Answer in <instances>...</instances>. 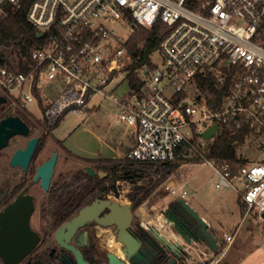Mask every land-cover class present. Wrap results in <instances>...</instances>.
Returning a JSON list of instances; mask_svg holds the SVG:
<instances>
[{
    "label": "built area",
    "instance_id": "obj_1",
    "mask_svg": "<svg viewBox=\"0 0 264 264\" xmlns=\"http://www.w3.org/2000/svg\"><path fill=\"white\" fill-rule=\"evenodd\" d=\"M24 1L0 0V18L20 10ZM27 19L42 43L24 71L0 62V95L26 109L36 104L51 127L110 102L134 141L125 159L163 165L200 157L203 167L214 169L216 188H233L247 206L246 216L256 210L263 219L264 0H33ZM114 23L126 28L128 39ZM157 23L166 32L155 52L162 64L152 59L132 81L129 40ZM125 82L128 91L119 97ZM46 85L61 90L48 103ZM214 125L215 135L205 139ZM224 134H245V143L253 144L244 167L205 157ZM182 188L168 189L185 200ZM235 238L223 235L228 246L218 241V251L194 242L181 249L179 259L221 264Z\"/></svg>",
    "mask_w": 264,
    "mask_h": 264
},
{
    "label": "flooded vegetation",
    "instance_id": "obj_2",
    "mask_svg": "<svg viewBox=\"0 0 264 264\" xmlns=\"http://www.w3.org/2000/svg\"><path fill=\"white\" fill-rule=\"evenodd\" d=\"M65 116L55 126H49L42 114L36 115L18 103L14 98L0 95V128L3 126L9 130L17 129L21 132L12 136L8 145L0 150V214L9 206L19 202L20 210L27 209L28 204H33V212L30 217V227L37 233L40 240L33 251L20 264H78V255L72 249L63 244L72 246L80 253L83 260L88 264H109L110 255H116L126 264H168L175 257L167 252V244L172 243L168 237L161 233L164 240L156 236L153 225L144 227L137 219L136 211L141 206L143 193L139 190L125 192L123 185L130 180L137 179L136 170L126 171L122 162L117 159L105 158H84L86 166L71 174L62 173L57 176L58 166L63 159L64 162L78 157L65 145V140L57 136V131L63 123ZM37 139L38 142L34 152L27 164H12L14 155L18 150L24 151L30 141ZM57 160L54 165L53 176L50 179L49 187L43 185V175H39V169L49 162L54 155ZM62 154H65L64 156ZM115 161V162H113ZM111 166H119V171L110 173ZM90 167L95 172L92 176L87 172ZM79 171L93 180V189L89 197L82 203L78 196L69 195L67 190L58 186L70 181ZM178 200V199H177ZM174 200L163 210L162 215L171 220L179 221L178 227L199 239L198 227L191 219L185 209ZM96 201L118 202L120 206L133 204V221L130 228L131 234L142 244L145 254L138 258H126L123 249L124 245L117 239V226H102L96 220L86 223L69 240L64 238L62 243L57 239L58 231L79 212ZM108 211L100 215L103 217ZM173 230L178 234L176 226L171 223ZM110 238V240H109ZM187 236L182 237L188 242ZM114 242L117 245L113 247ZM182 242V241H181ZM198 244H203L198 241ZM176 253L178 247H176ZM122 253V255H120ZM178 264H185L177 259ZM0 264H5L0 258Z\"/></svg>",
    "mask_w": 264,
    "mask_h": 264
},
{
    "label": "rangeland",
    "instance_id": "obj_3",
    "mask_svg": "<svg viewBox=\"0 0 264 264\" xmlns=\"http://www.w3.org/2000/svg\"><path fill=\"white\" fill-rule=\"evenodd\" d=\"M112 26L123 39L129 38V32L124 26L119 23ZM152 59L157 65L162 64L160 54L155 53ZM127 91L128 84L125 82L117 90V94L122 97ZM60 93L61 90L53 85H46L43 89L46 103L53 101ZM27 108L39 116L36 104H29ZM118 116L119 111L110 102L103 103L99 110L88 112L84 116L78 113L69 114L58 129L57 136L65 140L66 147L78 157L68 162L62 159L57 176L82 170L86 166L84 158H120L130 140L127 137V129ZM122 143L124 145H121ZM253 150V144L247 141L238 148V155L251 158ZM201 164V161L193 157L186 162L176 163L178 167L170 175H166L165 171L156 165L144 168L143 173L137 174V179H128L123 185L126 193L136 189L143 193L141 206L136 211L137 219L143 225L156 226L161 233L167 235L170 242L185 244L162 215L170 202L179 199L172 195L168 188L183 186L182 191L187 192L185 200L214 226L215 230L208 227L209 231L223 249L228 246L222 239L223 235L236 234L235 241L226 251L221 264H264V220L256 210L246 216V209L243 210L241 203L238 204L237 192L233 188H216L218 178L214 169L209 165L203 167ZM237 228L238 232L235 233ZM111 244L114 247L115 243L111 241ZM193 246L202 248L201 245Z\"/></svg>",
    "mask_w": 264,
    "mask_h": 264
},
{
    "label": "water",
    "instance_id": "obj_4",
    "mask_svg": "<svg viewBox=\"0 0 264 264\" xmlns=\"http://www.w3.org/2000/svg\"><path fill=\"white\" fill-rule=\"evenodd\" d=\"M37 38H42L41 34L37 35ZM218 129L217 125H214L208 132L204 134V138L211 139ZM19 133H27V131H19L17 129L9 130L5 127L0 128V150L8 145L9 139ZM38 140L34 139L30 141L27 148L22 151L18 150L13 157L12 164L17 165L19 163L27 164L28 160L32 156ZM57 160V155L47 162L43 167L39 169V175H43V185L45 188L49 187L50 179L53 176L54 165ZM87 172L92 176H95V172L92 168L88 167ZM177 203L180 204L185 211L189 214L192 220H194L198 227L199 239L192 237L190 234L183 232L177 225L178 220H171L166 218L168 224L173 223L176 226V230L181 237L187 236L191 242L202 241L213 251H218L219 244L217 238L209 231L208 223L202 218L192 206L184 199H178ZM20 203H14L9 206L3 213L0 214V258L5 264H20L37 246L40 238L36 232L30 227V217L33 212V204L29 203L26 210H20ZM133 204H125L120 206L118 202L111 201H96L92 205L82 209L78 216L73 218L70 222L66 223L56 234L57 239L62 243V240L66 238L69 240L80 228L84 227L86 223L96 220L102 226H117V239L124 245L123 252L126 258H138L139 260L145 254V250L142 248L141 242H139L130 232V228L133 221ZM108 211L106 215L100 217L102 213ZM264 219V215H263ZM156 236L160 240H164L162 234L154 229ZM63 244V243H62ZM69 249H72L78 255V264L86 263L80 253L76 251L72 246L63 244ZM167 252L171 253L175 259H172L168 264H178V254L183 247L178 248L176 253V243H168L166 245ZM109 264H126L120 260L116 255H110Z\"/></svg>",
    "mask_w": 264,
    "mask_h": 264
},
{
    "label": "trees",
    "instance_id": "obj_5",
    "mask_svg": "<svg viewBox=\"0 0 264 264\" xmlns=\"http://www.w3.org/2000/svg\"><path fill=\"white\" fill-rule=\"evenodd\" d=\"M33 0H25L22 8L16 12L9 9V14L6 17L0 18V62L8 64L20 70L28 68L31 60L32 51L42 43V39L37 38L36 29L27 19L28 9ZM166 32L161 23H157L153 28H140L135 35L131 37L128 43L129 53L133 58V65L130 67L132 70L131 80L137 81V71L144 66H152L151 56L158 51L161 41L163 40ZM220 96V103L223 99V94ZM245 134L237 136L222 135L211 146V149L205 157L210 160H231L233 167H244L247 160L238 155V148L245 143ZM201 161L202 158H196ZM126 171L136 170L139 175L143 173L144 168H152L156 165L144 164L129 161L125 158L119 159ZM119 166H111L110 173L119 171ZM165 171L166 175L172 174L178 167L176 164H163L157 165ZM136 175L137 177H139ZM143 175V174H142ZM141 176V175H140ZM92 179L88 178L83 171H79L74 177L65 183L64 186L58 187L69 192V195L78 196L79 202L82 203L85 198L87 199L93 189L91 183ZM139 190V189H136ZM239 203L243 210L246 205L242 202L239 196Z\"/></svg>",
    "mask_w": 264,
    "mask_h": 264
},
{
    "label": "crops",
    "instance_id": "obj_6",
    "mask_svg": "<svg viewBox=\"0 0 264 264\" xmlns=\"http://www.w3.org/2000/svg\"><path fill=\"white\" fill-rule=\"evenodd\" d=\"M100 108H96L95 109V111L96 110H99ZM127 137L129 138V140L131 141H129L128 142V144H127V147H126V150H125V152L122 154V156L120 157V158H124V156H125V154H127V152L130 150V148L133 146V143H134V141H133V138L131 137V135L128 133L127 134ZM121 145H124V143H122ZM238 199H239V196H238ZM238 199H237V201H238ZM238 204H239V201H238ZM241 207V206H240ZM240 209V208H239ZM204 218V220L209 224V227L211 228V230H215V228H214V226L213 225H210V222L205 218V217H203ZM238 232V228H237V231L235 232V233H237ZM234 233V234H235ZM215 234V233H214ZM186 263V262H185Z\"/></svg>",
    "mask_w": 264,
    "mask_h": 264
},
{
    "label": "bare ground",
    "instance_id": "obj_7",
    "mask_svg": "<svg viewBox=\"0 0 264 264\" xmlns=\"http://www.w3.org/2000/svg\"><path fill=\"white\" fill-rule=\"evenodd\" d=\"M172 234H173V233H172ZM187 240H188V242H184L185 244H180V242L177 243V244H178L177 247H178V248H179V247H183V245H185L186 247H187V246H191L192 242L190 241V239H187ZM180 241H181V240H180ZM181 243H182V242H181ZM114 247H116V249H117V245H116V244L114 245ZM117 250H118V249H117ZM118 251H119V250H118ZM120 255H122V253H120Z\"/></svg>",
    "mask_w": 264,
    "mask_h": 264
}]
</instances>
